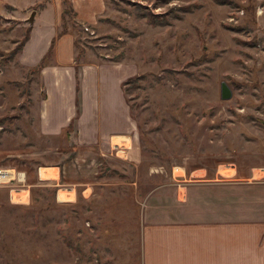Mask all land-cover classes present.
<instances>
[{"label": "rangeland", "instance_id": "1", "mask_svg": "<svg viewBox=\"0 0 264 264\" xmlns=\"http://www.w3.org/2000/svg\"><path fill=\"white\" fill-rule=\"evenodd\" d=\"M48 4L68 9L81 55L136 79L123 88L134 146L131 137L128 154L106 153L87 196L62 183H1L0 264H142V198L179 166L264 163V0H107L93 27L72 0H0V169L34 179L60 156L36 132L38 75L20 69L16 51Z\"/></svg>", "mask_w": 264, "mask_h": 264}, {"label": "crops", "instance_id": "2", "mask_svg": "<svg viewBox=\"0 0 264 264\" xmlns=\"http://www.w3.org/2000/svg\"><path fill=\"white\" fill-rule=\"evenodd\" d=\"M106 7L107 0H72L77 21L92 27ZM64 12L48 4L38 13L17 56L27 72L45 59L37 74L36 132L57 142L51 148L60 157L38 166L35 179L30 169L20 173L23 188L62 183L87 196L106 153L128 154L134 146L136 125L122 87L124 69L81 55ZM177 169L169 183L142 198V264H264V163ZM19 192L31 199V190Z\"/></svg>", "mask_w": 264, "mask_h": 264}, {"label": "trees", "instance_id": "3", "mask_svg": "<svg viewBox=\"0 0 264 264\" xmlns=\"http://www.w3.org/2000/svg\"><path fill=\"white\" fill-rule=\"evenodd\" d=\"M65 12H68V9H67V8L65 9ZM150 18H152L151 15H149V20H150ZM65 29H66V27H65ZM29 32H30V28H29V30H28L27 35H26L25 38L23 39V41L19 44V46H18V48H17V51H16L17 54L23 49L24 45H25L26 42L28 41V38H29ZM63 33H64V32H63ZM51 50H52V49H51ZM49 53H50V52H49ZM44 66H45V59H43V61H42L37 67L32 68V69L30 70V73H31V74H38V73H40V71L42 70V68H44ZM134 80H136V79H133V78H129V79H127V80L122 84L123 88H124L125 85H127V84H131L132 81H134ZM78 115H79V113H78ZM3 124H4V121H3V120H0V127H1ZM71 129H72V125L70 126V128L67 129L66 133L68 134V133L70 132Z\"/></svg>", "mask_w": 264, "mask_h": 264}, {"label": "built area", "instance_id": "4", "mask_svg": "<svg viewBox=\"0 0 264 264\" xmlns=\"http://www.w3.org/2000/svg\"><path fill=\"white\" fill-rule=\"evenodd\" d=\"M88 31V29H86ZM9 172V174L11 175V178L9 180H6V181H3L1 183H6V185L8 186H12V185H15V184H21L23 182H25V176L23 173H20L18 172L16 169H9V170H6V169H0V173L1 172ZM23 174V179H21V175ZM0 183V184H1ZM18 192V191H17ZM13 196V195H12ZM14 198V197H13ZM12 198V199H13Z\"/></svg>", "mask_w": 264, "mask_h": 264}, {"label": "water", "instance_id": "5", "mask_svg": "<svg viewBox=\"0 0 264 264\" xmlns=\"http://www.w3.org/2000/svg\"><path fill=\"white\" fill-rule=\"evenodd\" d=\"M35 15H36V11H34L31 14V17L29 19L30 25H33L34 20H35ZM232 97H233V91L231 90V88L229 87V85L227 83L223 82L221 84V98H222V100L229 101L232 99Z\"/></svg>", "mask_w": 264, "mask_h": 264}, {"label": "bare ground", "instance_id": "6", "mask_svg": "<svg viewBox=\"0 0 264 264\" xmlns=\"http://www.w3.org/2000/svg\"><path fill=\"white\" fill-rule=\"evenodd\" d=\"M7 176H9V178H7ZM11 178V175L9 174V172H1L0 173V183L6 180H9Z\"/></svg>", "mask_w": 264, "mask_h": 264}]
</instances>
